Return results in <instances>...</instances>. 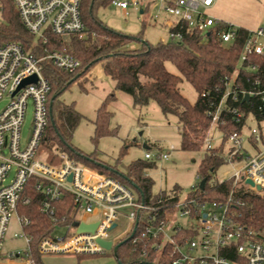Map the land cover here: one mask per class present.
I'll use <instances>...</instances> for the list:
<instances>
[{"label": "built area", "instance_id": "built-area-1", "mask_svg": "<svg viewBox=\"0 0 264 264\" xmlns=\"http://www.w3.org/2000/svg\"><path fill=\"white\" fill-rule=\"evenodd\" d=\"M12 2L25 28L42 38L44 43L48 41L47 31L58 35H85L82 0ZM157 3L160 10L150 18L157 23L164 13V22L169 25L174 39L182 38L183 28L203 34L213 31L224 44L242 38L238 62L233 72L224 77L219 100L215 101L210 91L203 93V96L210 97L207 147L214 148L211 143L213 128L220 129L230 121L241 126V129L227 134L226 142H230L231 147L225 155L230 163L239 166L231 176L217 178L220 185L230 182L231 189L222 199H208L203 195L198 179L175 205L164 209V218L161 219L154 213L156 207L139 199L129 186L66 153L62 154L61 165L38 158L37 152L50 122L51 83L44 74L43 60L48 59L68 72L77 71L81 61L68 52L47 47L45 55L39 57L20 42L10 40L0 45V103L7 101L0 110V264H37L31 256L33 237L25 230L30 223L26 216L19 217L26 249L5 250L13 216L19 212L21 204L30 202L25 195L30 185L45 197L40 211L51 215L53 222L57 223L51 233L39 239L37 251L40 254H107L110 250L100 240L112 241L114 247L132 234L138 220L133 237L140 227L138 238L153 239L156 250L165 251L172 264H264V228L256 230L248 226L242 221L241 212L246 203L245 196H264V120L257 119L255 113L264 110V24L247 28L225 21L211 13L216 0L111 1L113 6L126 13L131 8L141 9ZM33 76L37 77L36 81L23 84ZM30 102L34 106L32 131L23 145L21 132ZM251 120L256 124L250 125ZM245 127H249L247 136L243 134ZM169 156V152H164L157 158L168 159ZM145 158L153 159L154 154L148 151ZM246 179L255 185L251 186ZM65 192L74 197L80 212L79 223L96 224L94 232H78L79 223L76 226L58 224L52 205ZM178 219H185V223ZM61 226L68 232L71 226H75L76 231L70 235L56 234Z\"/></svg>", "mask_w": 264, "mask_h": 264}, {"label": "trees", "instance_id": "trees-1", "mask_svg": "<svg viewBox=\"0 0 264 264\" xmlns=\"http://www.w3.org/2000/svg\"><path fill=\"white\" fill-rule=\"evenodd\" d=\"M111 1L82 0L85 35H58L47 31L48 41L44 43L42 38L34 36L25 28L12 0H0V45L14 40L39 57L45 55L47 47L68 52L81 61L77 71L68 72L58 68L48 59L43 60L44 74L51 83L50 122L43 140L52 139L55 143L58 142L60 149L70 158L135 189L139 199H144L147 204L156 207L157 211L154 213L162 219L164 209L175 205L180 199L181 188L176 186L168 191L153 192L155 181L145 170L155 167V161H133L126 172H115L68 143L80 122L81 114L74 104L64 103L60 96L72 83L87 80L93 68L101 65L104 73L115 80L116 89L129 93L136 106L145 107L155 101L165 115L177 118L181 125L183 150L200 151L205 147L210 128V118L207 116L210 97L203 96V93L210 91L211 97L215 101L219 100L223 79L233 72L243 41L240 38L234 43L224 44L213 31L203 34L183 28L181 39L172 38L167 42L159 41L153 44L144 38L143 32L137 35L127 34L109 27L97 17V9L107 6ZM145 23L146 20L144 26ZM168 63L173 64L179 73L170 71ZM183 81L189 82L198 93L195 102H191L182 92ZM114 99L116 95L112 92L98 108L96 139L112 133L109 128L112 113L108 110V104ZM255 113L257 119L264 120V110H256ZM219 128L224 134L222 143L214 148H206L197 172L198 179L207 180L205 189H202L203 195L212 200L224 198L231 189L230 182L220 185L215 174L219 167L229 162L221 150V146L227 141V134L234 129H241V126L230 121ZM212 181L214 184H211ZM25 195L30 198V202L21 204L19 212L30 219L25 230L33 237V251L39 239L51 233L57 223L53 222L51 215L40 211V205L45 199L42 193L30 185ZM244 199L246 203L241 208L242 221L256 230L264 228V196L253 194L245 196ZM52 206L53 216L57 218L58 224L76 226L80 222V212L72 194L65 192ZM139 232L140 227L133 238L127 235L123 239L127 240L118 248L117 253L113 252L116 264H172L165 251L156 250L153 239L138 238ZM35 252L36 263L43 264L40 253ZM230 257L235 259L233 255Z\"/></svg>", "mask_w": 264, "mask_h": 264}, {"label": "rangeland", "instance_id": "rangeland-1", "mask_svg": "<svg viewBox=\"0 0 264 264\" xmlns=\"http://www.w3.org/2000/svg\"><path fill=\"white\" fill-rule=\"evenodd\" d=\"M159 10V3L152 4L147 16H143L140 9L131 8L126 13L110 3L98 8L96 15L115 30L134 35L143 32L146 40L156 44L159 41L167 42L172 39L170 27L164 22V13L162 20L157 23L150 18ZM211 13L225 21L247 28H256L264 24V0H216ZM167 67L170 71L179 73L173 64L168 63ZM91 72L93 73L92 77L83 82L72 83L60 96L64 103L74 104L81 114L80 122L68 143L78 148L83 154L92 156V159H96L97 162L121 173L126 172L127 167L133 161L146 160L145 154L149 151L154 154V158L147 161H155L156 163L155 167L146 169L145 173L155 181L153 192L168 191L179 186L181 188L180 194L184 196L198 181L197 172L207 144L200 151L183 150L181 147V125L175 116L165 115L155 101L145 107L136 106L129 93L116 89L115 80L104 73L101 65H96ZM181 90L191 102L196 101L198 93L189 82L183 81ZM112 92L116 95V99L111 100L108 104V110L112 113L109 120V128L112 133L96 139L95 123L98 108ZM6 104L7 101H2L0 110ZM33 118L34 106L30 102L21 132L23 145L31 137ZM255 124L254 120L250 121V125ZM243 134L249 135V127L243 129ZM211 139L214 147L219 146L223 139L222 131L217 127L213 128ZM145 144L149 148H145ZM221 147L223 155H226L231 143L225 142L224 146ZM248 151L253 153L252 150ZM164 152L170 153L169 158L158 159L157 155ZM63 153L65 152L60 149L58 142L55 143L52 139H46L42 140L37 157L50 164L61 165ZM238 166V163H226L218 168L215 177L231 176ZM131 189L137 194L135 189ZM19 217H22L20 212L16 213L10 222L5 243L7 252L24 251L27 247L23 234L24 228L19 224ZM178 221L185 223V219H178ZM69 230L68 232L66 227L61 226L56 234L70 235L76 231V227L71 226ZM26 234L28 233L26 232ZM37 246L31 255L35 262ZM40 256L43 264L117 263L113 250L107 254L94 256L75 254H40ZM1 264L12 263L2 262Z\"/></svg>", "mask_w": 264, "mask_h": 264}, {"label": "water", "instance_id": "water-1", "mask_svg": "<svg viewBox=\"0 0 264 264\" xmlns=\"http://www.w3.org/2000/svg\"><path fill=\"white\" fill-rule=\"evenodd\" d=\"M37 80V77L36 76H33V77H30L29 79L25 80L23 84H26V83H30V82H33V81H36ZM145 148H149V146H147L146 144L144 145ZM246 182L248 184H250L251 186H254L255 183L250 180V179H246ZM206 183H207V180L206 179H202L201 182H200V188L201 189H205L206 187ZM257 189H261L260 186H257ZM138 224V220L136 221V224H135V228L132 232V234L129 236V238H132L134 233H135V230H136V226ZM96 228V224H86L84 222H81L79 223L78 225V228H77V231L78 232H94ZM127 239L125 240H122L120 241L119 243H117L114 247H113V243L112 241H104V240H100V243L108 250H113L114 253H117V250L118 248L126 241Z\"/></svg>", "mask_w": 264, "mask_h": 264}, {"label": "crops", "instance_id": "crops-1", "mask_svg": "<svg viewBox=\"0 0 264 264\" xmlns=\"http://www.w3.org/2000/svg\"><path fill=\"white\" fill-rule=\"evenodd\" d=\"M216 4V3H215ZM152 5H148V6H145V7H143V8H141L140 9V12H141V14L142 15H145L146 13H148V11H149V8L151 7ZM217 17H219V16H217ZM221 18V17H220ZM223 19V18H222ZM134 46H136V45H134ZM102 67V66H101ZM103 69V68H102ZM91 74V76L89 75V78L90 77H92L93 76V73L91 72L90 73ZM12 262V261H11Z\"/></svg>", "mask_w": 264, "mask_h": 264}]
</instances>
